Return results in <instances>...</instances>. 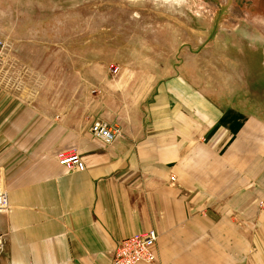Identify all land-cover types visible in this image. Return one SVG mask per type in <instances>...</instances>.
<instances>
[{
	"label": "crops",
	"instance_id": "0c3cea01",
	"mask_svg": "<svg viewBox=\"0 0 264 264\" xmlns=\"http://www.w3.org/2000/svg\"><path fill=\"white\" fill-rule=\"evenodd\" d=\"M117 82L67 112L0 84V264H112L149 229L152 264H264V119L181 75ZM70 149L84 171L59 163Z\"/></svg>",
	"mask_w": 264,
	"mask_h": 264
},
{
	"label": "rangeland",
	"instance_id": "374dc122",
	"mask_svg": "<svg viewBox=\"0 0 264 264\" xmlns=\"http://www.w3.org/2000/svg\"><path fill=\"white\" fill-rule=\"evenodd\" d=\"M0 40V84L61 112L106 80L136 92L181 75L264 119V0H0Z\"/></svg>",
	"mask_w": 264,
	"mask_h": 264
},
{
	"label": "built area",
	"instance_id": "2783aa9c",
	"mask_svg": "<svg viewBox=\"0 0 264 264\" xmlns=\"http://www.w3.org/2000/svg\"><path fill=\"white\" fill-rule=\"evenodd\" d=\"M6 42L0 40V60L6 50ZM94 134L105 141L112 143L120 133L117 125H109L97 122L93 130ZM59 163L69 171H84L85 164L80 153L76 149L64 150L57 154ZM172 180H175L173 177ZM158 233L155 229L135 233L122 240L112 257V264H152L157 260L156 244Z\"/></svg>",
	"mask_w": 264,
	"mask_h": 264
}]
</instances>
